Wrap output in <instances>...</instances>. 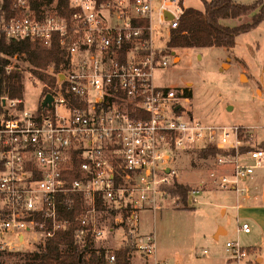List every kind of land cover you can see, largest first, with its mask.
Wrapping results in <instances>:
<instances>
[{
    "label": "built area",
    "instance_id": "2783aa9c",
    "mask_svg": "<svg viewBox=\"0 0 264 264\" xmlns=\"http://www.w3.org/2000/svg\"><path fill=\"white\" fill-rule=\"evenodd\" d=\"M185 9L183 0H66L63 10L58 0H0V37L64 53L35 110L0 95V262L74 231L76 242L104 250L107 264L123 248L138 264H167L140 220L163 208L182 151H228L213 156L212 185L249 195L264 149H242V126L193 117L183 106L188 87L159 81L172 56L162 33ZM110 234L118 238L107 248ZM224 251V264H244L250 253L237 239Z\"/></svg>",
    "mask_w": 264,
    "mask_h": 264
},
{
    "label": "rangeland",
    "instance_id": "374dc122",
    "mask_svg": "<svg viewBox=\"0 0 264 264\" xmlns=\"http://www.w3.org/2000/svg\"><path fill=\"white\" fill-rule=\"evenodd\" d=\"M183 5L202 10L203 0H183ZM153 20L156 21V17ZM225 20L228 25L246 24L251 22V14ZM262 22L236 35L232 48H171L167 43L168 32L164 30L163 43L172 55L169 57L171 63L157 74L162 84L188 87L189 101L183 106L188 107L189 114L193 117L215 125L235 124L242 126L240 129L248 128L243 135L247 136L249 145L264 149V21ZM5 58L8 59L7 71L17 70L23 75L22 99L25 109L35 110L39 95L42 97L46 91V81L41 80V77L51 76L54 64L38 67L31 64L23 54L6 55ZM40 68L48 73L40 71ZM199 155V149L182 151L177 162H174L177 168L175 182L187 184L192 189L190 201L188 198L189 207L182 208L180 202L169 196L162 209L153 213L148 210L141 213L140 232L155 234L156 257L165 260L167 264H209L210 256L217 251H220L222 258L225 257L223 246L226 239L220 243L213 242L210 230L215 224L226 223L229 219V214L224 216L220 208L221 202L227 201L230 195L212 185L209 173L214 167V155ZM107 237L110 239L107 248L115 246L116 239L111 234ZM228 238L237 239L244 248L249 246L246 244L249 238L245 235H241L239 239L233 235ZM28 248L18 252H28ZM203 250H207L208 254L204 255ZM13 253L15 252L4 254L0 264H18L20 256ZM250 255L248 253L247 257ZM129 256L132 264H138L137 257L135 261L131 254ZM139 264H143V261Z\"/></svg>",
    "mask_w": 264,
    "mask_h": 264
},
{
    "label": "trees",
    "instance_id": "16d2710c",
    "mask_svg": "<svg viewBox=\"0 0 264 264\" xmlns=\"http://www.w3.org/2000/svg\"><path fill=\"white\" fill-rule=\"evenodd\" d=\"M65 2L66 0H58L59 10H63ZM246 14H251L250 23L228 25L223 22L225 19L241 18ZM262 21H264V0H255L252 3H241L235 0H203L202 10L193 7L185 9L178 26L170 31L168 46L171 48L209 46L232 48L236 35L250 30ZM18 54L25 55L31 64L38 67L53 62L55 70L60 68L64 59V53L60 50L45 49L29 41H5L3 37H0V95L22 97V73L17 70L7 71L6 69L8 59L5 56ZM41 80L50 85L55 83L53 76L44 75ZM243 132L241 128L238 131V136L243 142L242 149H246L251 145H249L250 141L247 136L243 135ZM227 152L213 146H207L199 150V156H215L218 153L226 154ZM166 190L169 196L181 203L182 208L189 207L188 198L190 190H192L189 185L174 181ZM73 232H58L38 250L13 254L20 256L18 264H107L103 257L104 250L87 247L86 245L90 246L87 241L81 245L76 242ZM115 264H132L129 248H123L116 252Z\"/></svg>",
    "mask_w": 264,
    "mask_h": 264
},
{
    "label": "crops",
    "instance_id": "0c3cea01",
    "mask_svg": "<svg viewBox=\"0 0 264 264\" xmlns=\"http://www.w3.org/2000/svg\"><path fill=\"white\" fill-rule=\"evenodd\" d=\"M235 1L252 3L255 0ZM225 21L228 23L227 20L223 22L225 23ZM250 187L251 192L248 196L245 194L238 195L234 191L225 190L230 196L227 201L221 202L220 212L224 216L229 214V219L226 223H217L211 228L210 239L213 242L220 243L225 239H229L228 236L230 235L238 239L241 235H245L249 238L246 244L249 245L247 248L251 255L244 264H264V165L257 170L253 180L250 182ZM242 222L248 223L250 227L248 233L236 231L238 224ZM209 264H224L220 251L210 256Z\"/></svg>",
    "mask_w": 264,
    "mask_h": 264
},
{
    "label": "water",
    "instance_id": "95a60500",
    "mask_svg": "<svg viewBox=\"0 0 264 264\" xmlns=\"http://www.w3.org/2000/svg\"><path fill=\"white\" fill-rule=\"evenodd\" d=\"M224 65H225V64H223V66H224ZM242 75H244V74H242ZM49 99H50V96L47 95L45 101L43 102V104H45V103L47 102V100H49ZM189 201H190V196H189Z\"/></svg>",
    "mask_w": 264,
    "mask_h": 264
}]
</instances>
